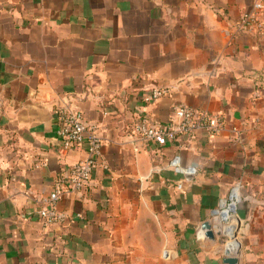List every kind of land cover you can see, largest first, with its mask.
<instances>
[{
	"label": "crops",
	"instance_id": "obj_1",
	"mask_svg": "<svg viewBox=\"0 0 264 264\" xmlns=\"http://www.w3.org/2000/svg\"><path fill=\"white\" fill-rule=\"evenodd\" d=\"M253 3L0 0V264H264V29L235 28ZM154 87L169 92L148 102ZM68 104L103 144L88 186L57 202L70 219L44 224L56 177L87 156L58 136ZM178 104L223 125L129 134L141 114L169 123ZM205 220L214 239L197 234Z\"/></svg>",
	"mask_w": 264,
	"mask_h": 264
},
{
	"label": "built area",
	"instance_id": "obj_2",
	"mask_svg": "<svg viewBox=\"0 0 264 264\" xmlns=\"http://www.w3.org/2000/svg\"><path fill=\"white\" fill-rule=\"evenodd\" d=\"M236 31L264 29V0H254L253 9L244 12L235 23ZM169 92L165 87H154L149 90L146 100L152 102ZM174 119L167 124H154L147 115L141 114L130 127L129 134L134 138L150 141H161L164 138H176L181 134L196 136L198 130L210 134L219 131L223 118L218 113L198 110L185 104L173 108ZM60 127L57 131L64 149L87 144V156L74 163L69 170L56 177L53 190L44 198L39 209V216L44 224L65 222L70 217L57 208L62 196L71 192H80L91 181L94 168L99 164V155L103 144L100 126L87 121L82 111L71 105L63 107L59 112ZM239 194L232 191L222 203L218 215L223 221L230 219L236 212Z\"/></svg>",
	"mask_w": 264,
	"mask_h": 264
},
{
	"label": "water",
	"instance_id": "obj_3",
	"mask_svg": "<svg viewBox=\"0 0 264 264\" xmlns=\"http://www.w3.org/2000/svg\"><path fill=\"white\" fill-rule=\"evenodd\" d=\"M216 228L218 226H215ZM221 234V232L218 231V234ZM198 236L199 237H208L211 239L215 238V232L213 230V225L209 220H205L199 230H198ZM223 234H226L229 236V238L233 239V241H236L237 237V226H231L229 227L228 231H225ZM225 262L230 263V264H237L238 258L232 254H227V256L224 258Z\"/></svg>",
	"mask_w": 264,
	"mask_h": 264
}]
</instances>
